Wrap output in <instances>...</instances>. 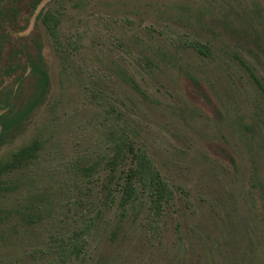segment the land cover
I'll list each match as a JSON object with an SVG mask.
<instances>
[{
  "label": "rangeland",
  "instance_id": "obj_1",
  "mask_svg": "<svg viewBox=\"0 0 264 264\" xmlns=\"http://www.w3.org/2000/svg\"><path fill=\"white\" fill-rule=\"evenodd\" d=\"M13 2L28 26H4L0 115L34 89L6 69L14 48L42 46L50 88L0 147L6 162L39 142L0 176V264H264V0ZM121 139L166 181L160 209L144 185L124 209Z\"/></svg>",
  "mask_w": 264,
  "mask_h": 264
},
{
  "label": "trees",
  "instance_id": "obj_2",
  "mask_svg": "<svg viewBox=\"0 0 264 264\" xmlns=\"http://www.w3.org/2000/svg\"><path fill=\"white\" fill-rule=\"evenodd\" d=\"M15 0H10L11 6H15ZM44 0H30L28 10L33 14L37 8L41 5ZM2 0H0L1 4ZM55 13L50 14H40L42 23L47 28L50 36L58 42L57 37V21L55 19ZM20 16V11L15 9H1L0 6V48L3 46V41L7 40V33L4 32V26L6 21L10 25H13L17 30V33L27 29L28 24L19 26L17 18ZM28 21V20H27ZM1 56V49H0ZM24 56L25 61L23 65H20L16 62V58ZM8 66L6 69L10 70V73L14 72H25L26 69L29 70L31 77L34 80V89L32 95L27 98L19 106L12 105L7 109L6 112L1 113L0 115V147L3 144L4 140L16 136L20 130L24 127V124L29 120L33 112L40 108L46 100L47 94L50 88V76L45 67L44 57L42 46H37V53L29 51L27 45L23 44L19 49L14 48L10 57H8ZM2 61L0 57V62ZM5 69V70H6ZM7 71V70H6ZM7 71V75L10 74ZM22 73V72H21ZM23 74V73H22ZM20 82L17 83V89L21 88L22 78L19 79ZM17 99L18 95H16ZM11 98V94H4L0 92V111H2L8 104ZM5 110V109H4ZM132 140H123L121 143H116V148L114 150L115 157L114 161L111 162L112 172H115L117 167V160L122 156L126 158L132 156L134 161V167L130 169L128 174V180L124 187V202L123 207L126 209L127 205L130 204L135 198L138 191V185H144L148 187L149 196H151V202L160 209L163 203L167 200L168 195L171 194L166 181L161 177L160 173L151 163L149 157L145 152L139 151L135 153L134 143ZM37 144L39 142L35 140L32 144L22 147L19 151L14 153L10 161L0 162V176L10 174L14 171L21 170L28 166L36 153ZM127 150V151H125ZM128 152V153H126ZM119 157V158H117ZM114 175L108 181L109 183L114 182ZM82 231V230H81ZM80 231V233H81ZM84 234V231L81 233ZM79 235L75 234V243L79 239ZM70 240V239H69ZM72 240V239H71ZM69 242L65 244L66 250H70L69 245L73 244ZM78 249V247H77ZM80 249V248H79ZM78 249V250H79Z\"/></svg>",
  "mask_w": 264,
  "mask_h": 264
}]
</instances>
